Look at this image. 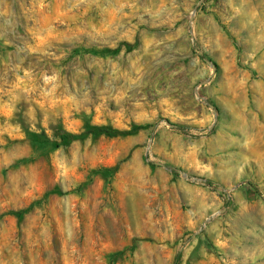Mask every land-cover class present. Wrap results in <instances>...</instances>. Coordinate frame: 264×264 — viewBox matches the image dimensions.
<instances>
[{
    "label": "rangeland",
    "instance_id": "1",
    "mask_svg": "<svg viewBox=\"0 0 264 264\" xmlns=\"http://www.w3.org/2000/svg\"><path fill=\"white\" fill-rule=\"evenodd\" d=\"M0 264H264V0H0Z\"/></svg>",
    "mask_w": 264,
    "mask_h": 264
},
{
    "label": "trees",
    "instance_id": "2",
    "mask_svg": "<svg viewBox=\"0 0 264 264\" xmlns=\"http://www.w3.org/2000/svg\"><path fill=\"white\" fill-rule=\"evenodd\" d=\"M137 45V42L134 44L131 43H125L124 46L128 51L133 50ZM141 129H143L142 126H135L131 130L128 131H122L115 129L113 127L109 126H99V125H93L90 123L85 124L84 130L80 134H75L72 132H69L68 130L64 128H60L57 132V137L59 138L60 142L64 145H69L72 142L76 141L77 139L81 137H89V136H109V137H119V136H127L138 133ZM33 137L35 141L37 142H48L49 139L45 134H33ZM152 167H154L155 163H150ZM118 169V165L115 166L113 171H116ZM172 172L177 175V170L173 169ZM212 184V182H210ZM180 258V255H177L176 257V263L178 262Z\"/></svg>",
    "mask_w": 264,
    "mask_h": 264
}]
</instances>
